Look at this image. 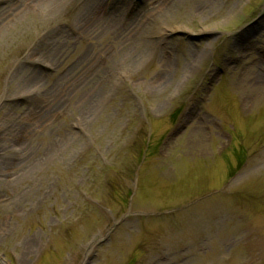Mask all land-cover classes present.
I'll return each instance as SVG.
<instances>
[{
  "label": "rangeland",
  "instance_id": "obj_1",
  "mask_svg": "<svg viewBox=\"0 0 264 264\" xmlns=\"http://www.w3.org/2000/svg\"><path fill=\"white\" fill-rule=\"evenodd\" d=\"M142 2L0 0V264H264V0Z\"/></svg>",
  "mask_w": 264,
  "mask_h": 264
},
{
  "label": "bare ground",
  "instance_id": "obj_2",
  "mask_svg": "<svg viewBox=\"0 0 264 264\" xmlns=\"http://www.w3.org/2000/svg\"><path fill=\"white\" fill-rule=\"evenodd\" d=\"M64 1L65 0H29V3H27L25 5V7L28 8V9H31V10H35V8H37L39 11H42L46 7L55 8L57 5H59L60 3L62 4ZM139 1L142 2L143 0H139ZM148 2H150V1H148ZM170 30L171 31H170L169 34L176 33V31H178L175 28H171ZM167 34L168 33H166V35ZM116 35H117V38H119V35L123 36V34H120V33H118ZM34 66H36V65H34ZM49 66H51V65H49ZM49 66H47V65L45 66L44 65V67H46L47 69L49 68ZM42 74L43 73L41 72L40 69H38V70L34 69V70L31 71V74H29L27 77L31 79L30 80L31 82H34L35 84H37V83H42V81H43V75ZM240 83H241V86H242L241 90L244 91V94H243V96H244L243 105L246 106V109H249L250 107H254L255 105L259 104V102L262 100L259 90L264 87V84L262 83V81L259 78L255 79V78H251L250 76H245L244 78H242ZM94 90L95 89L91 88V89H89V92H92ZM61 95H62V93H61ZM55 96H56L55 100H57V101H59V100L62 101L63 100L62 98L67 97L66 95H62L61 98L59 99L60 93L56 94ZM85 97L87 98V96H85ZM55 106H53L52 102H51L49 105H47V107H42L41 108V110H42L41 114H44V115H41L42 116L41 120L47 118L46 122H43V125H45L47 123H50L51 121L54 122V120L58 116V115H55L54 113H52L55 110ZM61 110H62V108H61ZM51 113H52V115L48 119V117H49V115ZM56 114H57V112H56ZM196 131L198 132V130H196ZM23 133H24V131H23ZM33 140H34L33 137L31 139L30 138L28 139V143H30V148H29L30 151L26 155L28 157H30V158H31V155H33V153L35 152V150L37 148V146H35V144H33L34 143ZM201 140H202V138L199 137V141H201ZM55 148H56V146H52V149L50 151L51 154L55 153V151H56ZM23 160L26 163V158L23 157V159L17 165H19V166L23 165L21 163ZM9 163L11 165L15 164L14 158ZM39 165L40 164H38L37 161H33V163H31V165L29 167L33 168V167H38Z\"/></svg>",
  "mask_w": 264,
  "mask_h": 264
}]
</instances>
